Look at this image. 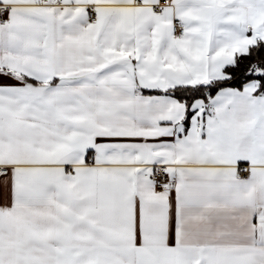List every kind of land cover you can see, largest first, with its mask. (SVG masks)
<instances>
[{"label": "snow or ice", "instance_id": "1", "mask_svg": "<svg viewBox=\"0 0 264 264\" xmlns=\"http://www.w3.org/2000/svg\"><path fill=\"white\" fill-rule=\"evenodd\" d=\"M0 264H264V0H0Z\"/></svg>", "mask_w": 264, "mask_h": 264}]
</instances>
